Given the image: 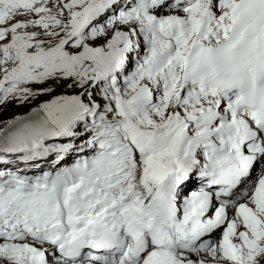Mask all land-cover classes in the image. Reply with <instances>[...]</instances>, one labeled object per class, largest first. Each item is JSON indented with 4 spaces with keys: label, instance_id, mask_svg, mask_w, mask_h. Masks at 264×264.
<instances>
[{
    "label": "snow or ice",
    "instance_id": "6c2138e0",
    "mask_svg": "<svg viewBox=\"0 0 264 264\" xmlns=\"http://www.w3.org/2000/svg\"><path fill=\"white\" fill-rule=\"evenodd\" d=\"M0 264H264V0H0Z\"/></svg>",
    "mask_w": 264,
    "mask_h": 264
},
{
    "label": "rangeland",
    "instance_id": "374dc122",
    "mask_svg": "<svg viewBox=\"0 0 264 264\" xmlns=\"http://www.w3.org/2000/svg\"><path fill=\"white\" fill-rule=\"evenodd\" d=\"M12 111H23V110H19V109L18 110H10V111L5 113V117L12 115Z\"/></svg>",
    "mask_w": 264,
    "mask_h": 264
}]
</instances>
